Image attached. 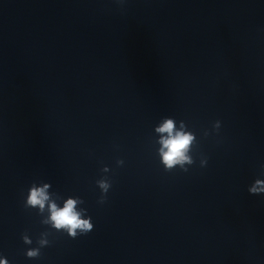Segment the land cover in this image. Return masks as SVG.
<instances>
[{
    "label": "clouds",
    "instance_id": "clouds-1",
    "mask_svg": "<svg viewBox=\"0 0 264 264\" xmlns=\"http://www.w3.org/2000/svg\"><path fill=\"white\" fill-rule=\"evenodd\" d=\"M116 2L123 6L127 0H116ZM179 125V126H177ZM221 122L217 120L213 124V130L219 131ZM155 132L159 133V157L160 163L163 165L166 172H171L177 168L187 172L189 167L195 163L192 155L194 147L197 146V137L194 132L188 130L187 125L183 120L176 121L172 117L163 118L162 122L155 127ZM203 135L207 137L209 132L204 131ZM123 160H117V165H123ZM208 158L201 155L200 166L206 167ZM102 171L109 172V168L105 166ZM261 175L264 176V165H261ZM97 186L101 190L99 203H105L107 193L109 192L112 182L107 177H102L96 181ZM51 188L50 183L35 182L28 190V194L24 203V207L28 209H37L38 214L44 215L41 223L50 226L51 229L57 232H65L70 238H77L81 235H87L94 229V224L90 216H86L87 209L79 207L84 201L80 197L69 196L63 201V206H59L53 194L49 193L48 189ZM250 194L264 193V179L257 178L254 183L248 188ZM49 232H43L37 240L39 247L28 248L26 250V257L29 259H37L41 255L40 249L50 244L47 238ZM22 240L26 245H31L33 241L27 234L22 235ZM0 264H9L6 258H0Z\"/></svg>",
    "mask_w": 264,
    "mask_h": 264
}]
</instances>
